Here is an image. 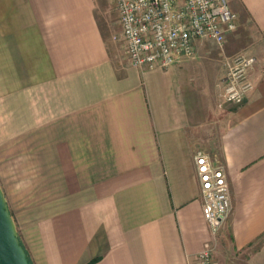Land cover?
I'll list each match as a JSON object with an SVG mask.
<instances>
[{
  "label": "crops",
  "instance_id": "1",
  "mask_svg": "<svg viewBox=\"0 0 264 264\" xmlns=\"http://www.w3.org/2000/svg\"><path fill=\"white\" fill-rule=\"evenodd\" d=\"M227 4L221 45L146 69L102 32V0H0V190L30 264H198L205 241L214 264H264V0ZM235 54L255 59L237 106ZM197 152L228 186L214 237Z\"/></svg>",
  "mask_w": 264,
  "mask_h": 264
},
{
  "label": "built area",
  "instance_id": "2",
  "mask_svg": "<svg viewBox=\"0 0 264 264\" xmlns=\"http://www.w3.org/2000/svg\"><path fill=\"white\" fill-rule=\"evenodd\" d=\"M128 62L138 68H166L189 56L193 42L207 38L221 45L235 29L227 0H111ZM254 56L235 54L221 77L226 103L240 105L251 88L248 75ZM201 213L214 237L229 211L228 186L222 169L206 154L194 157ZM198 264H214L211 241L203 242Z\"/></svg>",
  "mask_w": 264,
  "mask_h": 264
},
{
  "label": "water",
  "instance_id": "3",
  "mask_svg": "<svg viewBox=\"0 0 264 264\" xmlns=\"http://www.w3.org/2000/svg\"><path fill=\"white\" fill-rule=\"evenodd\" d=\"M0 264H29L0 190Z\"/></svg>",
  "mask_w": 264,
  "mask_h": 264
},
{
  "label": "rangeland",
  "instance_id": "4",
  "mask_svg": "<svg viewBox=\"0 0 264 264\" xmlns=\"http://www.w3.org/2000/svg\"><path fill=\"white\" fill-rule=\"evenodd\" d=\"M102 1H103V5H104L103 6L104 7L103 8L104 19L99 14V21L102 20L101 22H99L100 28H101L102 32L105 33V36L110 37L112 44L117 48V50L120 53H123L125 44H124V41H123L122 36H121V32H120V28H119V24H118V19H117V14L114 10L113 3L111 0H102ZM208 43H209L210 47L213 49L214 48L213 42L208 41ZM200 68H202V66ZM203 71L199 70V69L197 70L198 73L199 72L202 73ZM171 78H173V75L167 74V77L165 79L170 80Z\"/></svg>",
  "mask_w": 264,
  "mask_h": 264
},
{
  "label": "trees",
  "instance_id": "5",
  "mask_svg": "<svg viewBox=\"0 0 264 264\" xmlns=\"http://www.w3.org/2000/svg\"><path fill=\"white\" fill-rule=\"evenodd\" d=\"M30 264V263H29Z\"/></svg>",
  "mask_w": 264,
  "mask_h": 264
}]
</instances>
